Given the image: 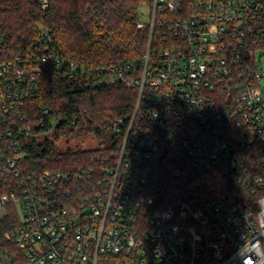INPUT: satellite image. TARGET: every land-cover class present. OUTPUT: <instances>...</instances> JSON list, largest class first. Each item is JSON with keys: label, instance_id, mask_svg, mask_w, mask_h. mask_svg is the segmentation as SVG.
Returning a JSON list of instances; mask_svg holds the SVG:
<instances>
[{"label": "built area", "instance_id": "2783aa9c", "mask_svg": "<svg viewBox=\"0 0 264 264\" xmlns=\"http://www.w3.org/2000/svg\"><path fill=\"white\" fill-rule=\"evenodd\" d=\"M146 26L140 59L90 70L137 91L117 150L32 174L45 62L85 67L10 60L0 27V219L18 213L0 264H264V0H152Z\"/></svg>", "mask_w": 264, "mask_h": 264}, {"label": "trees", "instance_id": "16d2710c", "mask_svg": "<svg viewBox=\"0 0 264 264\" xmlns=\"http://www.w3.org/2000/svg\"><path fill=\"white\" fill-rule=\"evenodd\" d=\"M144 1L0 0L6 58H21L26 64L37 65L44 55L56 52L85 67L84 73L70 77L67 68L57 65L53 57L45 62L40 95L27 100L32 134L22 140L26 174L75 169L90 163L95 154L117 150L120 138L113 125L133 112L137 91L118 82L97 85L90 70L137 61L143 56L149 37L147 26L138 27L139 7ZM45 30L49 37L44 35ZM40 122L44 126H39ZM52 130L57 141L92 133L99 146L93 150H63L49 138L38 139L37 133ZM5 191L0 186V195ZM17 222V210L10 205L0 219V243Z\"/></svg>", "mask_w": 264, "mask_h": 264}, {"label": "rangeland", "instance_id": "374dc122", "mask_svg": "<svg viewBox=\"0 0 264 264\" xmlns=\"http://www.w3.org/2000/svg\"><path fill=\"white\" fill-rule=\"evenodd\" d=\"M139 18L143 22H148L151 18V4L148 0L144 1L140 7H139ZM262 90L264 91V83L262 84ZM54 121V120H53ZM55 122V121H54ZM54 130H52L49 133H45L40 135L38 138L40 141H43L45 138H49L53 141H55L56 145L60 147L63 150H66L68 148H80L83 150H93L96 149L98 144L97 137L89 133L85 136L75 138L74 140L67 141L66 139L56 140L54 138Z\"/></svg>", "mask_w": 264, "mask_h": 264}]
</instances>
